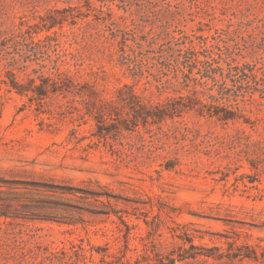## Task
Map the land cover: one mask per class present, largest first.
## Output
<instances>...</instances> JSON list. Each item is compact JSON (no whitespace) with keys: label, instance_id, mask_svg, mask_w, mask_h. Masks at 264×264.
Returning a JSON list of instances; mask_svg holds the SVG:
<instances>
[{"label":"rangeland","instance_id":"374dc122","mask_svg":"<svg viewBox=\"0 0 264 264\" xmlns=\"http://www.w3.org/2000/svg\"><path fill=\"white\" fill-rule=\"evenodd\" d=\"M43 24L56 27L48 32ZM0 25L32 27L40 32L37 41L56 32L64 49L84 53L81 83L94 81L90 66L105 67L108 76L99 82L108 97L130 85L153 104L193 98L195 91L208 106L206 115L186 111L161 129L140 125L107 143L92 137V119L56 122L39 115L35 104L21 111L26 98L0 91V198L45 203L49 208L13 209L52 220L1 218L0 264H100L95 251L93 259L89 253L77 257L72 245L93 247L115 264H154L157 255L181 243L173 236L183 227L195 235V245L217 248L216 254H229L235 243L253 247L264 260V165L253 169V148L248 149L264 139V0H0ZM187 49L202 64L191 75L198 82L179 93L178 80L184 79L176 78L175 60ZM122 50L143 62L144 76L131 77L118 61ZM33 69L41 70L33 63L28 73ZM66 69L75 72L61 68ZM206 71L215 82L203 78ZM224 85L233 92L222 95ZM218 106L229 107L237 121L226 125L207 115ZM52 123L58 125L49 127ZM175 127L193 134L170 132ZM239 131L249 140L231 138ZM63 187L102 192L104 205L81 192L63 195L69 193ZM119 216L136 227L128 253Z\"/></svg>","mask_w":264,"mask_h":264},{"label":"trees","instance_id":"16d2710c","mask_svg":"<svg viewBox=\"0 0 264 264\" xmlns=\"http://www.w3.org/2000/svg\"><path fill=\"white\" fill-rule=\"evenodd\" d=\"M42 21L45 23L43 18ZM55 27L53 24H43V29L48 32H52ZM40 31L42 32V30ZM39 33L37 31L32 32V27L23 30L22 28H4V25H0V91H5L8 94L15 93L22 98H26L27 102L24 103L21 111L35 104L36 112L39 115H48L56 122H61L70 116L72 118L77 116L85 124L88 121L87 118L92 119L96 122V131L92 134V137L99 141L104 140L107 143L109 140L118 141L120 137L124 136V132L134 133L140 125L144 127L157 126L161 129L162 124L168 120H174L176 117H182L186 111L195 110L202 116L206 115L205 109H208V106L197 100V92L195 91L192 95L193 98L180 95L177 98H167L164 102L153 104L144 96L138 94L134 86L125 85L116 89L112 96L108 97L106 96L108 91L99 82L100 80L104 81L108 76V71L104 66L97 68V70L94 66H90L88 75L93 77L94 81L81 83L78 80L81 78H77V76L85 71L83 68L86 60L82 50L69 51L64 49L56 32L54 36H47L44 40L37 41L34 35H39ZM67 43H70L69 45L73 47L69 37ZM75 44L79 45L77 41H75ZM122 52L118 57V61L122 66H128L127 69L131 73V77L144 76L143 62H140L137 57L133 60L124 50ZM179 53L181 59L175 60V73L176 78L181 74L184 79V82L181 83L178 80V83L183 85L181 90L176 91L180 93L182 90L189 88L191 81L198 82L196 79H192L191 75L193 69L202 62L199 61L197 53L192 50H180ZM182 59L183 61H181ZM33 63L38 65L41 70L33 69L32 74H29L28 71L32 68ZM62 67H73L75 72L70 69L62 71ZM45 69L52 71L51 74L43 73L42 70ZM186 69L189 70V73H186ZM232 69L234 68H230V76H233ZM235 70L238 71L239 68H235ZM236 75H239V73ZM243 76L246 79L248 78L246 74H243ZM203 78H209L213 82L216 81V78L211 76L208 71L205 72ZM239 88L243 89V86H239ZM248 88H250L249 84ZM158 89L160 90V88ZM231 92L233 90L224 85L222 95H229ZM234 96L237 98L238 93L235 92ZM186 99L191 100L189 104L185 103ZM207 115L216 117L218 121L226 125L230 122L235 123L238 119L236 114L226 106H218L214 108V112L209 109ZM57 125V123H52L49 127ZM170 132L179 133L186 138L193 134V131L188 127H175ZM73 134L77 135L78 131L73 130ZM242 136H244V133L239 131L237 136L231 138L249 140L248 137ZM249 148H253L252 155L254 156V159L250 160V164L253 169L258 170L260 166L264 165V139L249 144ZM247 155H250L249 152H247ZM166 169L171 171L174 166L169 162ZM63 190L69 192L63 193V195L72 196L74 192H81L84 196H90L96 202L104 205L101 201L104 197L102 192L73 187H63ZM88 199L86 198V200ZM15 205L22 207V209L49 208L45 206V203L0 198V219H23L31 222L52 221L18 214L16 212L18 210L13 209ZM119 219L126 228L125 232L121 231V233L125 238L124 248L128 253L131 251L129 247L131 232L136 227L130 226L123 216H119ZM57 223L61 222L57 221ZM146 224L148 225V222ZM183 229L181 234L173 236V239H179L181 243L177 244L168 255H157L154 264H176L178 262L210 264L211 261L221 263L225 259L232 263H243L246 260L264 263V260L262 261L259 258L257 250L251 246H239L233 243L230 246L229 254H216V251L219 252L217 248L207 249L195 245V235L186 227H183ZM200 239L204 238L200 237ZM105 250L108 251L109 248ZM71 251L77 257H87L86 254L89 253L91 259L94 258L93 253L95 251L100 255V264H115L112 261H107L110 256L100 254L101 252L93 247L85 249L83 245H72ZM127 253L125 252V256L122 255V259H126ZM144 253L147 254V250ZM65 254L70 255L69 257L72 259L69 252L65 251ZM6 264H9V262ZM20 264H22V260ZM121 264H124V262L122 261ZM136 264L141 263L136 262Z\"/></svg>","mask_w":264,"mask_h":264}]
</instances>
